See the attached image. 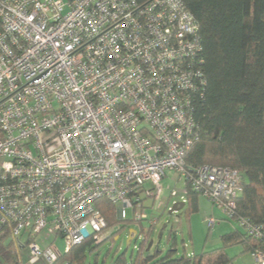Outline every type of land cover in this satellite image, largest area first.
Masks as SVG:
<instances>
[{
	"label": "built area",
	"instance_id": "1",
	"mask_svg": "<svg viewBox=\"0 0 264 264\" xmlns=\"http://www.w3.org/2000/svg\"><path fill=\"white\" fill-rule=\"evenodd\" d=\"M201 51L181 0H0V236L50 264L57 237L67 251L106 227L100 198L119 220L126 208L147 219L142 203L172 169L181 198L202 194L263 238L235 215L238 170L185 161L206 84ZM41 235L52 237L45 248Z\"/></svg>",
	"mask_w": 264,
	"mask_h": 264
},
{
	"label": "trees",
	"instance_id": "2",
	"mask_svg": "<svg viewBox=\"0 0 264 264\" xmlns=\"http://www.w3.org/2000/svg\"><path fill=\"white\" fill-rule=\"evenodd\" d=\"M181 1L198 23L206 80L203 96L194 103L198 136L186 153V164L238 170L242 192L235 199V215L259 225L264 233V0ZM197 196L188 188L191 211L197 209ZM95 207L106 227L59 253L50 264H85L87 255L99 248L101 233L117 227L107 236L114 239L127 227L128 220H119L115 206L105 198L96 200ZM153 226L129 260L120 254L112 264H229L234 259L227 253L230 246L241 249L237 255L264 256V236L255 238L241 227L220 235L221 246L212 250L177 254L173 242L165 253H149ZM6 239L0 236V264H23L20 247Z\"/></svg>",
	"mask_w": 264,
	"mask_h": 264
},
{
	"label": "rangeland",
	"instance_id": "3",
	"mask_svg": "<svg viewBox=\"0 0 264 264\" xmlns=\"http://www.w3.org/2000/svg\"><path fill=\"white\" fill-rule=\"evenodd\" d=\"M177 178V174L172 169H167L166 176L161 180L162 189L159 198L156 200L145 199L142 203L143 212L148 218L143 219L141 223L132 221V210L126 208L127 227L122 229L114 239H109L107 236L117 227L101 233L97 239V242H100L99 248L87 255L85 264H112L120 254H124L125 258L129 260L130 255L136 253V248L142 243L152 220L155 222L153 223V231L149 235V242H152L149 253L156 249L165 253L173 242H175L177 254L212 250L221 246L220 235L240 228L234 220L226 219L221 210L213 206L202 194L197 196V209L191 211L186 196L181 198L184 179L179 178L178 180ZM172 190H176L178 195L171 196ZM175 202H184L185 205L181 210L169 213V208ZM209 217L215 219V224L211 228L207 226V218ZM164 226L165 228L159 237ZM132 230L135 233L131 232ZM130 236L131 239L128 240ZM6 240L9 241L10 238L7 237ZM51 240L52 237L41 235L37 237L36 241L42 248H45ZM51 247L54 251L62 253L66 250V242L63 238L57 237L52 242ZM227 253L234 257L229 264H261L259 261L258 263L254 261L249 255L245 257L237 255L239 253L238 246L228 247ZM20 255L23 264H47L43 258L31 263L28 245L21 248Z\"/></svg>",
	"mask_w": 264,
	"mask_h": 264
},
{
	"label": "water",
	"instance_id": "4",
	"mask_svg": "<svg viewBox=\"0 0 264 264\" xmlns=\"http://www.w3.org/2000/svg\"><path fill=\"white\" fill-rule=\"evenodd\" d=\"M184 205H185L184 202H175V203H173L172 207L169 208V213L177 212V211L181 210L184 207ZM164 228H165V226L162 229H164ZM132 232L135 233L134 230H132ZM160 235H161V232L159 234V237H160ZM130 239H131V236L128 238V240H130ZM151 243L152 242H149V244L147 246V250L150 249Z\"/></svg>",
	"mask_w": 264,
	"mask_h": 264
},
{
	"label": "crops",
	"instance_id": "5",
	"mask_svg": "<svg viewBox=\"0 0 264 264\" xmlns=\"http://www.w3.org/2000/svg\"><path fill=\"white\" fill-rule=\"evenodd\" d=\"M132 232V231H131ZM240 248H239V252H240ZM243 255V257H245L246 255H249L252 259H254V261H256L257 263H258V259L255 257V255L254 254H251V253H245V254H242ZM241 256V255H240ZM260 262V261H259Z\"/></svg>",
	"mask_w": 264,
	"mask_h": 264
}]
</instances>
